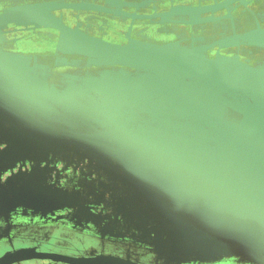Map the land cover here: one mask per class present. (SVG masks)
<instances>
[{
    "label": "water",
    "instance_id": "95a60500",
    "mask_svg": "<svg viewBox=\"0 0 264 264\" xmlns=\"http://www.w3.org/2000/svg\"><path fill=\"white\" fill-rule=\"evenodd\" d=\"M221 7L196 10L195 7H175L161 14L160 19L156 15L148 18L194 26L198 21L210 19L202 18L201 13L215 12ZM64 10L104 11L127 16L119 10L70 0L6 7L0 10V44L13 31L50 28L59 34L57 51L86 58L85 61L72 59L71 64L85 62L87 66L103 67L100 73L108 78L84 83L87 87L51 90L55 91L52 95L47 93V84L40 79L47 71L34 69L31 57L0 50V74L20 80L19 84L9 81V88L16 86L11 88L12 92L36 100L52 98L57 106H96L90 117L97 115V121L93 123L88 118L85 123L92 129L87 130L91 132L88 138L81 133L73 140L70 125L68 135L72 138L61 146L70 149L75 146L79 151L96 155V163L102 164L108 176L125 172L112 187L115 190L128 188L132 195L128 202L133 205L131 208L143 211L135 216L146 218L144 234H155L148 242L154 250L178 262L202 261L222 255L244 258L251 256L254 250H264L263 218L258 219L247 234H238L230 223L214 222L231 213L225 212L227 207L241 204L235 195L264 192V189L250 191L238 186L243 176L249 179L257 173L264 174V139L250 143L243 131L255 129L264 134V65H253L238 55L217 53L211 57L207 47H188L179 40L164 43L134 38L124 42L107 40L88 33L78 23L68 24L67 16L56 14ZM173 16L179 19L174 20ZM249 41L264 45V36L260 39L255 35ZM33 84H37L36 87ZM232 99L236 101L232 103ZM130 113H136L138 120L146 123L144 127L153 131L150 142L154 143L148 144L149 151L144 158L129 153L134 145L123 142H129L133 136V126L128 124L132 122L128 118ZM101 115L107 119L102 120ZM59 119L64 120L61 115L56 118ZM185 128L195 134L208 130L227 137L211 141L214 145L208 148L210 154L205 159L199 157L203 148L197 144L177 141L157 144V141L179 139V131ZM237 133L242 135V142L237 144L243 148L239 154H234L232 135ZM139 144L143 145H135ZM157 146H161V151L156 150ZM167 147L177 150L167 153ZM189 150L196 151L198 158H187L185 152ZM257 162L261 163L260 167L254 165ZM188 183L191 186H187ZM225 194H231L230 198H225ZM135 213L138 212L132 215ZM144 213L146 215L141 217ZM34 258L68 264H141L115 256L76 257L39 251L36 247L9 251L0 257V264ZM258 258L259 255L254 259Z\"/></svg>",
    "mask_w": 264,
    "mask_h": 264
},
{
    "label": "rangeland",
    "instance_id": "374dc122",
    "mask_svg": "<svg viewBox=\"0 0 264 264\" xmlns=\"http://www.w3.org/2000/svg\"><path fill=\"white\" fill-rule=\"evenodd\" d=\"M11 1L17 2L20 0ZM11 88H16V86ZM11 88L0 81V206L3 204L8 207V210L1 218L10 219L11 215L14 216L17 211L20 212L21 209H24L22 214L21 212L19 214L27 219V221L25 219L27 224L19 231L14 230L10 226H7L5 230L3 229L2 237L0 238V254L7 248L35 243L42 245L43 248L53 250L57 242V239L54 238V232L56 231L51 230L52 226L48 224L59 218L69 222L89 219L92 224H96L103 221V219L120 216L127 223L133 221L132 224L135 229L144 231L146 226L143 222L146 221V218L142 216H145L146 213L141 215V219L135 216H139L143 211L131 208L133 205L128 202H131L132 195L128 192V188L115 190L112 187L114 182L120 180L119 176L126 175L125 172L121 171L115 176H112V174L108 176L107 172L102 168V164L96 163V155L85 150L79 151L75 146L72 149L61 146L63 145L62 143L72 138L68 135L70 125L73 126V129H71L74 134L73 140L80 137L81 133L84 137L91 133L87 132V130L92 129L88 128L85 123L88 118L92 119L93 123L97 121V115L90 117L93 113L92 108H86L87 106L83 108V106H74L73 104L57 106L54 105L52 98H46L45 100L25 98L22 97L23 95L18 96L15 91L12 92ZM232 100V103L236 100L242 101V99L237 97L236 100ZM60 115L64 120H56ZM136 116V113H130V116L128 114V118L132 120L128 124L131 123V126H133L131 127L133 136L129 142L124 140L123 142L134 145L129 148V153H132L133 156L137 154L140 155L139 158H144L149 151L148 144L154 143L153 141L150 142L153 138V131L145 128L147 126L146 123L139 121ZM101 119L104 120L107 117L101 115ZM122 123L126 124L125 121H122ZM131 131L128 134H131ZM243 131L250 143L256 144L259 140L264 139V134L255 129ZM193 132L185 128L179 131V139L157 141V144L166 145L164 143L174 141L180 144L186 142L197 144L203 148V152L199 157L205 159L210 154L209 150L212 145H214L210 142L217 139L220 140L219 138L221 137H227L224 134H216L215 131L201 130L198 134ZM132 141L134 144H132ZM241 142V134L232 135V152H235L234 154H239L238 151L241 152L243 147L237 144ZM136 143H142L143 145H135ZM156 150L158 152L161 151V146H157ZM176 150V148L167 147V153ZM69 154H80L83 157L89 156L90 163H93L94 166V172L89 170L83 173L84 178L87 176L88 184L79 188L75 187L73 190L63 189L59 185L64 173L73 163L68 158ZM185 154L190 160L193 159V156H197L194 150H189ZM107 159L114 160L111 157H107ZM257 164L260 167L261 163L257 162L254 165ZM93 174H98L100 179H104L102 185L98 188L96 187L97 178L93 177ZM263 180L264 174L260 175L257 173V175L249 179L243 176V178H239L238 186L250 191H253L254 188L256 190L264 189ZM253 184L256 185L252 186ZM187 186H191V184L188 183ZM230 195L225 194L224 197L230 198ZM235 196L237 200H241V204L236 205L234 208L227 207L225 212L231 213L222 215L223 218H219L214 222L216 224L230 223L231 228L238 234H247L251 232L252 228L250 227L256 224L258 219H264V192L247 195L245 193V195ZM98 206H102L101 212L97 211L96 207ZM68 211H74V213L71 215L58 214ZM136 211L138 213L132 215ZM149 226L152 227V225ZM106 229L103 227L99 232L105 234L106 232L104 231ZM161 230L163 231V228ZM154 235H149V240ZM152 252L156 255L157 262L162 261L163 264H220L226 261L235 264H264L263 249L256 252L255 250L252 251L251 256H246L248 258H241V256L236 255H222L218 258L202 261L192 259L186 262L172 260L154 249ZM257 255L260 258L254 259ZM38 264L47 263L39 262Z\"/></svg>",
    "mask_w": 264,
    "mask_h": 264
},
{
    "label": "flooded vegetation",
    "instance_id": "af4514ba",
    "mask_svg": "<svg viewBox=\"0 0 264 264\" xmlns=\"http://www.w3.org/2000/svg\"><path fill=\"white\" fill-rule=\"evenodd\" d=\"M46 1L67 2V0H20L17 2L0 0V10L16 5L37 4ZM70 1L115 9L127 15L124 17L122 14L114 15V13L104 11L64 10L56 12L58 16H67L68 24L74 26V23H78L88 33L97 37L115 42H124L128 38L158 43L179 40L184 46L207 47V53L211 57H214L217 53L227 56L238 55L242 60L253 65H264V45L250 43L249 41L255 35L260 39L264 36V0H234L231 3L229 0ZM219 6H222V9H216L215 12L201 13L202 18L210 19L202 22L198 21L194 26L175 21L162 23L148 18L149 15H156L160 19L161 14H167L175 7H195L196 10L202 7L217 8ZM172 19L177 20L179 18L173 16ZM58 37L59 34L50 28L13 31L9 33L8 39L0 44V50L32 56L31 66L34 69L40 70L42 68L47 71V74L40 76V79L44 80L45 85L47 84V93L52 95L55 91L60 92L68 86L80 87L87 82L92 83L108 78L100 73L105 69L103 67L87 66L84 64L85 62L71 64L72 59L82 57L77 56V54L57 51ZM82 59L83 61L86 60L84 57ZM10 80L17 81L18 84L20 82L15 76L0 74V81L6 83V85H9ZM35 85L37 84H33L34 87H36ZM91 93L95 94L94 92ZM95 107L89 108H92L93 112ZM68 158L73 163L64 173V177L61 178L59 184L61 188L73 190L75 187L79 188L87 185V176L84 178L83 173L89 170L94 172V166L93 163H90L89 156L69 154ZM93 177L97 178L96 187L98 188L102 185L104 179H100L98 174H93ZM96 208L98 212L102 211V206ZM7 210L6 205L2 204L0 206V238L3 229L5 230L7 226L19 231L27 224V219L19 214L20 212L22 214L24 209H21L20 212L17 211L14 216L11 215L10 219H2L1 217ZM73 213L74 211H68L58 214L71 215ZM132 223L133 221L125 222L124 218L120 216L111 219L106 218L96 224H92L89 219L69 222L59 218L48 224L52 226L51 230L56 231L54 232V238L57 239V242L53 250L43 248L42 245L36 243L24 244L3 250L0 257L9 251L36 247L39 251L56 252L76 257L104 255L121 257L141 264H163L162 261L157 262L156 255L152 252L153 247L148 243L150 237L144 234L143 231L135 229ZM101 227L107 228L104 231L105 234L99 232L102 229ZM39 262L68 264L40 258L13 264H38ZM220 264L235 263L226 261Z\"/></svg>",
    "mask_w": 264,
    "mask_h": 264
},
{
    "label": "crops",
    "instance_id": "0c3cea01",
    "mask_svg": "<svg viewBox=\"0 0 264 264\" xmlns=\"http://www.w3.org/2000/svg\"><path fill=\"white\" fill-rule=\"evenodd\" d=\"M8 53L17 54V55H24V56H28V55H26V54H20V53H14V52H8ZM28 57H32V56H28ZM31 61H32V58H31Z\"/></svg>",
    "mask_w": 264,
    "mask_h": 264
},
{
    "label": "bare ground",
    "instance_id": "6f19581e",
    "mask_svg": "<svg viewBox=\"0 0 264 264\" xmlns=\"http://www.w3.org/2000/svg\"><path fill=\"white\" fill-rule=\"evenodd\" d=\"M87 4V3H86ZM64 63V62H63ZM85 67V66H84ZM76 68V67H75ZM83 68V67H82ZM80 69V68H79Z\"/></svg>",
    "mask_w": 264,
    "mask_h": 264
}]
</instances>
